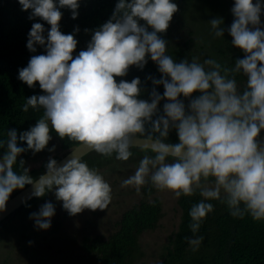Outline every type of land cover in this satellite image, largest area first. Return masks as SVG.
Here are the masks:
<instances>
[{"label": "clouds", "instance_id": "clouds-1", "mask_svg": "<svg viewBox=\"0 0 264 264\" xmlns=\"http://www.w3.org/2000/svg\"><path fill=\"white\" fill-rule=\"evenodd\" d=\"M18 2L23 11L31 10L29 19L40 18L51 26L45 39L44 26L32 24L26 47L32 53L37 45L45 47L46 54L33 55L18 75L29 88L38 82L45 93L27 98L23 111L31 107L44 112L34 127L19 136L10 129L8 139L0 142V147L6 145L0 158V212L6 210L12 193L27 185H32L29 198L54 192L70 216L85 209L108 208L110 184L78 156H71L62 165L50 157L46 173L36 180L23 159H19L23 172L14 171L18 157L28 150L34 154L43 151L54 130L61 139L67 137L103 156L115 153L120 161L132 157L133 147L150 151L152 155H144L134 174L121 184L133 186L137 194L149 184L171 191L176 199L199 191L204 199L191 207L189 227L193 235L185 237L194 250L204 239L196 234L214 210L207 201L226 203L233 217L249 214L256 221L264 220V139H260L264 131V0H234V20L227 31L232 46L244 56L236 60L234 68H224L223 75L215 60L176 62L166 54L167 41L159 34L166 33L178 11L172 0H118L111 18L94 31L87 49L75 58L78 41L73 34L61 32L60 9L71 10L72 19H76L80 0ZM209 23L215 36L224 35L222 18ZM146 57L162 74L160 79H149L164 88L161 95L154 87L150 101L139 98V77L131 82L116 80L127 76L132 66L142 70ZM235 73L247 78L242 92ZM180 97L188 100L187 107ZM162 100L166 102L161 114ZM172 130L178 136L177 143L168 141ZM18 141L26 142L27 149ZM209 178L214 186L209 187ZM54 215L55 206L48 201L29 219L34 220L37 230L46 231Z\"/></svg>", "mask_w": 264, "mask_h": 264}, {"label": "trees", "instance_id": "trees-1", "mask_svg": "<svg viewBox=\"0 0 264 264\" xmlns=\"http://www.w3.org/2000/svg\"><path fill=\"white\" fill-rule=\"evenodd\" d=\"M184 1L172 0L177 6ZM117 3L118 0H80L76 19H72L71 10L60 9L62 12L61 32L66 35L73 34L78 41L77 48L73 53L74 58L81 50L87 49L94 31L111 18ZM30 15L31 10L23 11L18 0H0V142L8 139V130L15 129L19 136L21 132L34 127L37 121L43 117V108L34 110L30 107L28 112L23 111V105L27 98L45 94L40 89L38 82L33 88H29L18 78L19 69L26 67L33 55L46 54L45 47L37 45L35 53L30 52L26 47L28 34L33 23H41L44 26L43 35L45 39H47L51 27L40 18L29 19ZM173 22H178V16L175 14L170 24ZM141 23L144 22L141 21ZM76 28H79L78 32L75 31ZM149 31H151L150 28ZM166 54L171 56L167 52ZM239 58L241 57H231L228 69L234 68L236 60ZM146 59L148 62L142 70L132 66L127 76L116 77V80L119 82L124 79L131 82L133 78L139 77L142 89L139 98L150 101L151 91L154 87L161 95L164 88L163 85H153L152 80L149 79V77L160 79L162 74L159 72L157 64L151 61L150 57H146ZM229 75L233 74L230 73ZM234 77L237 84L240 85L239 91L242 92L246 88L247 78L242 73H235ZM180 99L184 100L187 107L188 100L184 97H180ZM165 102L162 100L159 105L161 114ZM50 135L56 139L60 150L79 145L78 142L67 137L61 139L54 130L50 132ZM153 135L158 134L154 133ZM168 141L178 142L175 130L170 132ZM18 143L27 149L26 142L18 141ZM5 151L6 145L0 147V158ZM131 151L133 153L132 159H141L146 154L152 155L151 152L137 149H131ZM29 155L30 150L18 157L17 164L14 166V171L18 174L23 172L19 165V159L25 161L24 166L26 167ZM115 157V153L109 157L93 152L81 160L93 169L101 168L110 160L116 159ZM29 175L33 178L31 172ZM154 190L155 187L151 184L141 188L144 197L152 195ZM17 191L19 190L14 191L12 195ZM44 197H33L19 209L14 217H24ZM202 199L204 198L199 191L191 197L181 196L178 199L181 222L174 239L170 242L171 248L167 249L162 258V264H264V220L256 221L249 214H245L243 218L233 217L226 203L221 202V200L207 201L213 204L214 210L206 216L201 224L196 235L203 236L204 239L199 246H195L194 250V246L190 245L185 237L191 238L193 235L189 227L192 223L189 215L190 209ZM161 216L158 200L155 199L151 202L141 200L122 214L117 230L108 238H96L89 240L90 242L87 240L83 242L89 263L136 264L137 260L142 257L138 245L139 236L146 230L154 229Z\"/></svg>", "mask_w": 264, "mask_h": 264}, {"label": "rangeland", "instance_id": "rangeland-1", "mask_svg": "<svg viewBox=\"0 0 264 264\" xmlns=\"http://www.w3.org/2000/svg\"><path fill=\"white\" fill-rule=\"evenodd\" d=\"M233 6L234 0H185L180 3L175 13L178 22L171 23L166 33L161 35L167 41V53L176 62L183 59L191 62L195 56L210 53L211 59L217 63L221 55L231 52L243 58L244 53L240 50L243 53L241 55L239 49L232 46V37L228 35L217 38L209 23L213 18H222L224 25H221L228 32L234 20L231 12ZM237 88L239 91L240 87ZM53 146L55 151H49ZM60 153V147L53 137L43 151L34 154L30 150L26 168L32 173L33 179L46 172L50 157L58 161ZM141 159H113L101 168H93L112 188V201L104 211L85 209L76 216H70L63 209L62 202L56 200L54 192H47L44 199L37 202L24 217L3 221L0 224V264H90L83 242L108 238L117 230L125 211L141 200L151 202L155 199L160 203L162 216L154 229L146 230L139 236L138 245L142 257L136 264H162V258L167 249L171 248L170 242L178 231L181 211L178 199L171 191L155 188L152 195L144 197L142 192L137 194L133 186L121 187L122 181L134 174ZM211 186H214L213 178L209 180ZM48 201L55 206L51 228L46 231L37 230L34 220L29 219L30 214L38 212L40 206Z\"/></svg>", "mask_w": 264, "mask_h": 264}, {"label": "water", "instance_id": "water-1", "mask_svg": "<svg viewBox=\"0 0 264 264\" xmlns=\"http://www.w3.org/2000/svg\"><path fill=\"white\" fill-rule=\"evenodd\" d=\"M139 139H142V138H139ZM260 139H264V134ZM132 149L145 151L143 146L133 147ZM93 152L94 151L87 150L86 148H84L80 144L75 145L69 149L61 150L60 155L62 157L57 162L59 165H62L67 159L71 158V156H73V155L78 156L82 159L83 157H85V156H87ZM146 152H150V151H146ZM45 173L46 172H44L43 174H45ZM43 174H41V175H43ZM39 177H37L36 179H38ZM31 194H32V185H27L23 190H19L14 195L10 196L9 201L6 205V210L4 212H0V224L3 221L16 216V213L19 211V209H21V207H23L25 204H27L33 198V197L29 198L31 196Z\"/></svg>", "mask_w": 264, "mask_h": 264}, {"label": "flooded vegetation", "instance_id": "flooded-vegetation-1", "mask_svg": "<svg viewBox=\"0 0 264 264\" xmlns=\"http://www.w3.org/2000/svg\"><path fill=\"white\" fill-rule=\"evenodd\" d=\"M261 24L262 25H264V12H263V14L261 15ZM229 35V33L228 32H225L224 33V35L223 36H220V37H217V38H223V37H227ZM216 41V40H215ZM238 52H240V54L241 55H243V53H241V51L239 50ZM218 54H221L220 52L218 53ZM233 56H235V57H241L242 58V56H240V55H237V54H235L234 52H231L230 54H223V56L221 55V57H220V59L218 60V63L221 65V69L223 70L224 68H228L229 66V64H230V58L231 57H233ZM202 57H204V58H202ZM205 58L206 59H211L212 58V54L210 53V54H203V55H199V57L198 56H195V59L197 60V62H199V63H203V61L205 60ZM206 68L208 67V66H205ZM234 67H235V65H234ZM221 74H224L223 72H221ZM237 86L239 87L240 85L239 84H237ZM263 134H264V131H262L261 133H260V138L263 136ZM61 155L60 156H58V160H60L61 159ZM179 207V206H178ZM181 211V210H180ZM180 222H181V219H180ZM180 224V223H179ZM179 227V226H178Z\"/></svg>", "mask_w": 264, "mask_h": 264}]
</instances>
